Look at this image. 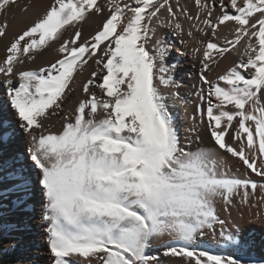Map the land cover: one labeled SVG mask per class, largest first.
Wrapping results in <instances>:
<instances>
[{"label": "snow or ice", "instance_id": "6c2138e0", "mask_svg": "<svg viewBox=\"0 0 264 264\" xmlns=\"http://www.w3.org/2000/svg\"><path fill=\"white\" fill-rule=\"evenodd\" d=\"M0 41V209L39 206L49 264H257L227 224L264 222V0H0Z\"/></svg>", "mask_w": 264, "mask_h": 264}, {"label": "bare ground", "instance_id": "6f19581e", "mask_svg": "<svg viewBox=\"0 0 264 264\" xmlns=\"http://www.w3.org/2000/svg\"><path fill=\"white\" fill-rule=\"evenodd\" d=\"M39 2L42 4L46 0H39ZM92 27L93 25L91 24L85 26V35L92 30ZM179 46L177 44V47ZM3 49L4 42L0 41V55L3 54ZM172 56L175 58L172 62H175L176 59L180 61V68L177 71L176 78L178 80L181 76L184 78L182 81L184 87L180 89V95L184 97L187 107H185L183 102L175 100L174 98H170L169 103L177 115L181 125V135L183 136L192 133L194 122L191 117L195 114V107L198 103L199 81L196 77L197 68L193 67V61L190 56L187 58L180 57L175 52H173ZM52 58V54H45L44 57L37 61L36 65H32L31 67H36ZM230 63L231 59L223 61L217 71L222 72ZM85 75H87V71ZM3 99L4 96L2 90H0V101ZM0 118L6 120L11 119V113L0 110ZM196 124H199L198 119ZM199 130L205 143H207L208 138L202 125H199ZM17 147V143L6 145L3 148L5 158ZM235 170L236 166L234 165L233 171ZM239 174L246 175L243 169H240ZM252 178L254 179V176ZM246 212H248L247 209L243 211V218L241 219L238 213L234 211L232 217L228 218L227 229L234 231L236 225L240 226L242 230V243L249 245L246 249L247 255L257 258L258 264V258L264 256V222L252 221L254 219L253 216L251 221L248 217L245 219ZM254 229L256 232H253ZM10 243L16 245L15 250L5 251ZM202 246H210L212 250L224 248L225 242L219 235V229L217 230L216 236L209 237ZM22 247L23 249L21 250ZM20 257L25 259L26 264H49L48 251L45 244L44 223L40 218L39 206H37L35 212L31 210H14L10 205L0 209V264H17V260Z\"/></svg>", "mask_w": 264, "mask_h": 264}, {"label": "rangeland", "instance_id": "374dc122", "mask_svg": "<svg viewBox=\"0 0 264 264\" xmlns=\"http://www.w3.org/2000/svg\"><path fill=\"white\" fill-rule=\"evenodd\" d=\"M18 146H19V145H18ZM254 179H255V177H254ZM252 212H253L252 214H250L249 211L246 212L247 215L245 216V219L248 217V219L251 221V220L254 218L252 221H255V220H256V221L261 222L260 220H257V219L255 218V212H256V209H253ZM249 216H251V217L249 218ZM252 216H253V218H252ZM248 219H247V220H248ZM253 232H256V230L254 229ZM22 249H23V247L21 248V250H22ZM0 260H1V259H0Z\"/></svg>", "mask_w": 264, "mask_h": 264}]
</instances>
